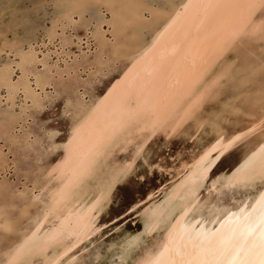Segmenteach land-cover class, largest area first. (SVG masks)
I'll use <instances>...</instances> for the list:
<instances>
[{
  "label": "bare ground",
  "instance_id": "6f19581e",
  "mask_svg": "<svg viewBox=\"0 0 264 264\" xmlns=\"http://www.w3.org/2000/svg\"><path fill=\"white\" fill-rule=\"evenodd\" d=\"M51 1L53 51L0 39V176L45 162L0 183V264H264V0Z\"/></svg>",
  "mask_w": 264,
  "mask_h": 264
},
{
  "label": "rangeland",
  "instance_id": "374dc122",
  "mask_svg": "<svg viewBox=\"0 0 264 264\" xmlns=\"http://www.w3.org/2000/svg\"><path fill=\"white\" fill-rule=\"evenodd\" d=\"M3 1L4 0L0 1V9L1 10L3 9V7H4L3 4L5 3V1L4 2ZM7 1H12V0H7ZM21 5L23 6L24 9L27 8L26 10L31 11L32 16H30V14L27 15L25 12L26 10H24L21 7H20V11L23 12L22 17H24V18L27 17V19H29L28 21L24 22V20H22L24 18L19 17V15H18V19H12V17L10 16L9 13L5 14L3 12V14H0V39H3L4 37L11 39L14 35H17V37H19V38H24L27 35V34L26 35H24V34L27 33V31H29V35H35L37 40H39L41 42H46L49 49L46 47L44 49L45 51L46 50H52V49H50L49 44L47 43L48 41H47V37L45 35V32L43 31V27H46V26L49 27L50 26L51 17L53 16V13H54V8H53L54 1H51V0H24V2H22V4H20V6ZM16 25H18V26H16ZM83 34H84L83 30H81L80 36H83ZM32 38L33 37H31V39ZM56 44L58 45L59 43L57 42ZM0 47H1V41H0ZM4 57H5V55H4ZM53 58H55L54 55L51 56L52 61H54ZM81 75L84 79L87 78L86 73H82ZM117 79H118L117 75H113L109 78H106V77L105 78H103V77L98 78L99 83L91 85V87H95V86H98L100 84V86L97 88V94L99 96L105 97L107 90L116 86ZM47 90L49 92L54 91L53 89H47ZM59 98H61L60 95H59ZM55 100H56V102H58L57 98H55ZM135 101H136V97L134 95V92H132L125 99H122L121 103L125 107H134ZM61 108L62 107H60L59 105H54L53 108L46 109L44 111V115H43L44 118L48 119L49 126L55 127L58 130H60V132H61L60 140L64 138V134L67 132V122H65L61 116V111H62ZM38 123L33 122L32 119L30 118L27 122V125L29 127L37 129ZM44 124H46V123H44ZM20 130H21L20 127L16 128L17 132ZM1 143L3 146L4 143L3 142H1ZM6 144H7V146L5 148H2V150L8 156L7 158L9 160L8 164H7L9 166V169H8L7 173L5 174V178L9 182V186H11L15 191L16 190L22 191V189H23L21 186L22 184H26L29 188H32V185H33L32 184V177H33L32 172L37 169L38 165H42L45 162H40V163L38 161L36 162V160H35L36 156H34L32 152L27 151V153L24 154L21 151V150H23V151L25 150V149H23L24 147H22V146H21V150H20L18 148L13 147L11 144L9 145L10 146V148H9L8 143H6ZM15 149H16V151H15ZM129 156H130V154L128 155V157ZM53 159L54 158H52V160ZM13 161L16 162V166H14ZM15 167H17L16 171H15ZM18 173H20L21 175ZM5 178H4V175L0 176V183ZM17 184H20V185H17Z\"/></svg>",
  "mask_w": 264,
  "mask_h": 264
}]
</instances>
